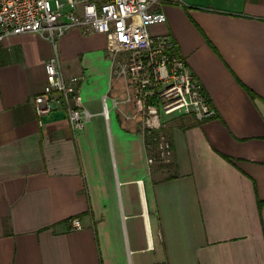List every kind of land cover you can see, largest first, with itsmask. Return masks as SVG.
I'll return each instance as SVG.
<instances>
[{
    "label": "crops",
    "instance_id": "obj_1",
    "mask_svg": "<svg viewBox=\"0 0 264 264\" xmlns=\"http://www.w3.org/2000/svg\"><path fill=\"white\" fill-rule=\"evenodd\" d=\"M156 10L167 21L150 34L172 37L216 110L163 125L173 152L158 167L114 104L124 85L104 34L0 41V264H264V0ZM55 55L80 78L81 130L63 106L36 116Z\"/></svg>",
    "mask_w": 264,
    "mask_h": 264
},
{
    "label": "built area",
    "instance_id": "obj_2",
    "mask_svg": "<svg viewBox=\"0 0 264 264\" xmlns=\"http://www.w3.org/2000/svg\"><path fill=\"white\" fill-rule=\"evenodd\" d=\"M163 2L0 0V41L11 35L36 33L55 42L73 28L104 34L107 50L118 58L115 74L124 85V97L114 104L118 109L131 107V116L126 118L140 125L145 139L152 137L158 142L161 154L167 140L160 132L166 116L190 115L199 121L216 116L188 63L176 52L172 37L150 34L152 25L167 21L166 13L156 10ZM45 70L46 87L33 102L40 125L45 116L63 106L72 129H83L87 112L78 88L80 78H66L57 55L46 63ZM145 146L147 151L153 148L150 141H145ZM169 157L163 152L161 158L169 162ZM155 162V157L148 156L149 164ZM71 224L73 230L82 229L78 218Z\"/></svg>",
    "mask_w": 264,
    "mask_h": 264
},
{
    "label": "trees",
    "instance_id": "obj_3",
    "mask_svg": "<svg viewBox=\"0 0 264 264\" xmlns=\"http://www.w3.org/2000/svg\"><path fill=\"white\" fill-rule=\"evenodd\" d=\"M160 132H162L163 134H165L166 137H167V140L165 141L164 150L161 152V154L158 152L159 144H158L157 141H154L152 139V137L145 139L146 142L150 141V143L153 145V148L151 150H148V154H149L148 156L149 157H155V159H157L159 157V155L160 156H163V152L164 153H169V155H171L172 152H173V143H172L171 138L168 136V134L166 133V131H164L163 128L160 130ZM157 133H159V131H157L156 134ZM152 154H154V155H152ZM162 159L163 158H161L160 160H162ZM175 176H176L175 174L174 175H171L170 178H173ZM260 205H261V203H260Z\"/></svg>",
    "mask_w": 264,
    "mask_h": 264
},
{
    "label": "rangeland",
    "instance_id": "obj_4",
    "mask_svg": "<svg viewBox=\"0 0 264 264\" xmlns=\"http://www.w3.org/2000/svg\"><path fill=\"white\" fill-rule=\"evenodd\" d=\"M179 116H185V115H170V116H166L165 119L167 123H164V125H166V129L168 128V126H170L172 123L175 122V120H177L179 118ZM178 121V120H177ZM154 155V154H152ZM162 156L159 155V157L156 159V162L154 163L156 167L158 166H163L165 164H169L168 162H164L161 159ZM170 160H171V157H170ZM171 162V161H170ZM155 167V168H156Z\"/></svg>",
    "mask_w": 264,
    "mask_h": 264
}]
</instances>
